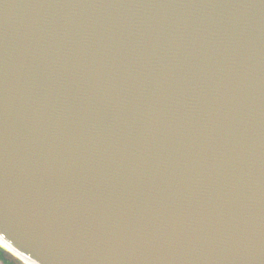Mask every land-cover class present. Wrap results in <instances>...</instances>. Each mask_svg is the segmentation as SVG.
I'll return each instance as SVG.
<instances>
[{"label":"water","instance_id":"obj_1","mask_svg":"<svg viewBox=\"0 0 264 264\" xmlns=\"http://www.w3.org/2000/svg\"><path fill=\"white\" fill-rule=\"evenodd\" d=\"M0 238L264 264V0H0Z\"/></svg>","mask_w":264,"mask_h":264},{"label":"bare ground","instance_id":"obj_2","mask_svg":"<svg viewBox=\"0 0 264 264\" xmlns=\"http://www.w3.org/2000/svg\"><path fill=\"white\" fill-rule=\"evenodd\" d=\"M28 263H30V262H28ZM31 264V263H30Z\"/></svg>","mask_w":264,"mask_h":264},{"label":"flooded vegetation","instance_id":"obj_3","mask_svg":"<svg viewBox=\"0 0 264 264\" xmlns=\"http://www.w3.org/2000/svg\"><path fill=\"white\" fill-rule=\"evenodd\" d=\"M0 264H2V263L0 262Z\"/></svg>","mask_w":264,"mask_h":264}]
</instances>
